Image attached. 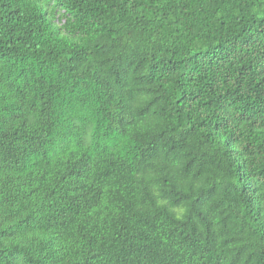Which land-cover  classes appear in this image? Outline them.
<instances>
[{"label": "trees", "instance_id": "16d2710c", "mask_svg": "<svg viewBox=\"0 0 264 264\" xmlns=\"http://www.w3.org/2000/svg\"><path fill=\"white\" fill-rule=\"evenodd\" d=\"M0 264H264V0H0Z\"/></svg>", "mask_w": 264, "mask_h": 264}]
</instances>
